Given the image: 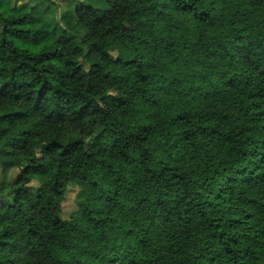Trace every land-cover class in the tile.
I'll return each mask as SVG.
<instances>
[{"label": "trees", "instance_id": "16d2710c", "mask_svg": "<svg viewBox=\"0 0 264 264\" xmlns=\"http://www.w3.org/2000/svg\"><path fill=\"white\" fill-rule=\"evenodd\" d=\"M17 1L0 264H264V0H70L87 35Z\"/></svg>", "mask_w": 264, "mask_h": 264}, {"label": "rangeland", "instance_id": "374dc122", "mask_svg": "<svg viewBox=\"0 0 264 264\" xmlns=\"http://www.w3.org/2000/svg\"><path fill=\"white\" fill-rule=\"evenodd\" d=\"M28 0H18V5L27 3ZM58 6H47L45 3L41 1L33 2L35 4V9L32 11L35 13L36 17L42 22L46 23L48 26L55 25L57 21H61L71 30L81 33L83 35H87V30L80 26L73 17L72 8L73 5L70 6V0H56ZM91 3L98 6L103 7L101 9H105L106 6L100 4L99 0H91ZM97 60V56L92 54L88 58V62L92 63ZM16 173V170L11 172V175ZM37 181H33L31 185H38ZM76 196V188L71 187L67 192L66 200L63 204V216L68 217L69 213L76 208L75 203Z\"/></svg>", "mask_w": 264, "mask_h": 264}]
</instances>
